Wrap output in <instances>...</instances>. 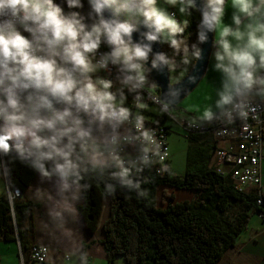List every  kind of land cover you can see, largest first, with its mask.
Returning <instances> with one entry per match:
<instances>
[{"label":"clouds","instance_id":"1","mask_svg":"<svg viewBox=\"0 0 264 264\" xmlns=\"http://www.w3.org/2000/svg\"><path fill=\"white\" fill-rule=\"evenodd\" d=\"M209 72L194 126L264 125V0H0V198L14 210L17 168L34 174L42 259L91 264L94 184L143 199L149 173L172 174L149 117Z\"/></svg>","mask_w":264,"mask_h":264},{"label":"trees","instance_id":"2","mask_svg":"<svg viewBox=\"0 0 264 264\" xmlns=\"http://www.w3.org/2000/svg\"><path fill=\"white\" fill-rule=\"evenodd\" d=\"M156 118L165 120L163 115ZM187 141L183 174L166 173L159 178L149 173L147 198L137 199L134 193L122 191L106 196L100 184L88 192L82 217L91 232L97 228L102 199L108 200V215L101 225V244L108 264L117 256L125 264H219L251 215L263 211L256 205L253 190H238L229 177L216 171L212 162L218 140L212 134L193 135ZM33 176L27 169L17 168L14 182L21 194ZM163 185L193 190L194 198L158 206L156 189ZM162 196L173 200V194L165 190ZM35 207L29 200L17 199L13 210L0 198V238L18 241L24 264L34 244ZM232 207L235 214L229 215ZM83 245L87 249L88 245Z\"/></svg>","mask_w":264,"mask_h":264},{"label":"built area","instance_id":"3","mask_svg":"<svg viewBox=\"0 0 264 264\" xmlns=\"http://www.w3.org/2000/svg\"><path fill=\"white\" fill-rule=\"evenodd\" d=\"M163 117L165 120L175 121L183 129L186 139L193 135L212 134L215 139L223 142L222 145H218L214 149L213 166L218 173L229 177L238 190L245 192L253 190L257 196L256 205L263 209V211L257 212V215L264 221V185L259 169V163L263 159L264 125L258 126L255 122H250L245 127L237 123L221 134V126L217 124L196 127L193 125V121L177 120L174 116L163 115ZM149 120L157 121V118L152 114ZM157 127L163 148L167 153L164 163L169 167L168 134L170 128L163 121H158ZM154 173L159 178H164L166 175V173L163 175ZM40 247L41 244L38 243L30 246L27 264H47V258H41L43 253L40 252ZM21 264H24L22 255Z\"/></svg>","mask_w":264,"mask_h":264},{"label":"crops","instance_id":"4","mask_svg":"<svg viewBox=\"0 0 264 264\" xmlns=\"http://www.w3.org/2000/svg\"><path fill=\"white\" fill-rule=\"evenodd\" d=\"M211 52V49H210ZM211 63V56L209 54L208 66ZM214 75V73L212 74ZM211 79H209L210 81ZM176 118V117H175ZM177 119V118H176ZM193 121V116L177 119ZM218 145H222L223 142L218 141ZM186 151V150H185ZM263 159L259 163V169L261 174L262 184L264 185V140L262 143ZM35 183L33 176L29 185L25 191L20 194L19 200L31 201L30 194L32 186ZM32 202V201H31ZM38 215L37 207L33 210V222H34V243L41 244V238L35 229V221ZM108 215V200L102 199V210L99 217L97 228L94 231H89L83 221L82 231V244H87V251L89 252V259L91 263L93 261H99L101 264L105 263L106 257L102 248L101 240L103 234L101 231V225L104 219ZM61 257L57 256L55 261L52 260L51 255L47 258V264H59ZM107 263V261H106ZM0 264H21V253L19 249L18 241H5L0 238ZM108 264V263H107ZM114 264V263H113ZM219 264H264V221L261 220L256 213L252 214L247 227L241 232L233 247L226 250Z\"/></svg>","mask_w":264,"mask_h":264},{"label":"rangeland","instance_id":"5","mask_svg":"<svg viewBox=\"0 0 264 264\" xmlns=\"http://www.w3.org/2000/svg\"><path fill=\"white\" fill-rule=\"evenodd\" d=\"M208 66V62H207ZM209 72V77H202L196 86L183 98H181L177 108L173 109V116L179 117L177 119H183L193 116L196 111L206 102L207 97L211 90V83L209 79H212L214 75ZM169 79H171L169 77ZM154 117H158L156 113H153ZM161 116V115H160ZM166 125H169L168 134V146H169V167L172 173L182 175L185 168V150L187 147V139L183 129L176 124L175 121L166 119L163 121ZM208 135V134H204ZM165 190L168 194H173V200H170L162 196V191ZM194 198V192L190 189H177L166 185L159 186L156 189V202L158 206L166 205L167 203L190 201ZM163 199V203L161 202ZM234 208L229 210V215H234ZM257 214V213H256ZM248 225V224H247ZM114 264H125L123 258L120 256L115 257ZM91 264H101L99 261H93ZM106 260H105V263Z\"/></svg>","mask_w":264,"mask_h":264},{"label":"water","instance_id":"6","mask_svg":"<svg viewBox=\"0 0 264 264\" xmlns=\"http://www.w3.org/2000/svg\"><path fill=\"white\" fill-rule=\"evenodd\" d=\"M202 47H203V57L204 58L201 60V62L199 64V71L200 72H203L205 70L206 66H207V62H208V58H209V54H210V49H211V42L205 43ZM154 50H158V46H157V48H154ZM158 79H160L161 83H165L166 84V83L170 82L169 78L168 79H164L163 76H159ZM197 83L190 84L187 81H185V85L184 86L187 89L185 95H187L196 86ZM185 95H183V97Z\"/></svg>","mask_w":264,"mask_h":264}]
</instances>
